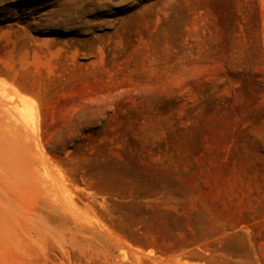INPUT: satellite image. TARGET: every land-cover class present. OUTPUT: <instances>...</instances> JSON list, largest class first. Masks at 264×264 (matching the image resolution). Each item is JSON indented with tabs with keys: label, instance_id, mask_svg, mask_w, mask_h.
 <instances>
[{
	"label": "rangeland",
	"instance_id": "obj_1",
	"mask_svg": "<svg viewBox=\"0 0 264 264\" xmlns=\"http://www.w3.org/2000/svg\"><path fill=\"white\" fill-rule=\"evenodd\" d=\"M0 264H264V0H0Z\"/></svg>",
	"mask_w": 264,
	"mask_h": 264
}]
</instances>
